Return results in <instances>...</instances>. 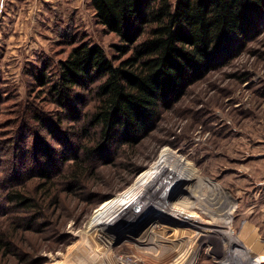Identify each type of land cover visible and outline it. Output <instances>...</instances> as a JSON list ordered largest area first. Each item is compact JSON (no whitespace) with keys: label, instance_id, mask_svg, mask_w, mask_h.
Masks as SVG:
<instances>
[{"label":"rangeland","instance_id":"obj_1","mask_svg":"<svg viewBox=\"0 0 264 264\" xmlns=\"http://www.w3.org/2000/svg\"><path fill=\"white\" fill-rule=\"evenodd\" d=\"M82 10L32 47L0 44V200L4 180L35 191L41 163L57 169L49 186L58 193L31 225L0 212V264H264V25L229 64L171 101L137 143L86 164L76 183L74 122L58 120L65 112L36 75L46 69L55 82L59 61L81 40L121 57L119 38ZM108 199L125 225L152 222L145 231L106 230L94 243L86 226ZM147 228L154 233L141 239Z\"/></svg>","mask_w":264,"mask_h":264},{"label":"trees","instance_id":"obj_2","mask_svg":"<svg viewBox=\"0 0 264 264\" xmlns=\"http://www.w3.org/2000/svg\"><path fill=\"white\" fill-rule=\"evenodd\" d=\"M90 5L97 23L119 38L118 61L100 45L81 40L59 61L55 82L49 83L46 69L36 75L65 112L58 120L74 122L69 149L76 150L70 158L76 183L86 164L111 148L137 143L171 101L229 64L264 25V0H90ZM33 118L50 124L42 114ZM40 169L43 181L35 191L4 180L0 212L16 215L9 219L26 218L31 225L55 202L58 193L49 185L57 169L43 163Z\"/></svg>","mask_w":264,"mask_h":264},{"label":"crops","instance_id":"obj_3","mask_svg":"<svg viewBox=\"0 0 264 264\" xmlns=\"http://www.w3.org/2000/svg\"><path fill=\"white\" fill-rule=\"evenodd\" d=\"M86 6L92 10L90 0H0V44L17 45L16 53L21 45L32 47L75 21Z\"/></svg>","mask_w":264,"mask_h":264},{"label":"bare ground","instance_id":"obj_4","mask_svg":"<svg viewBox=\"0 0 264 264\" xmlns=\"http://www.w3.org/2000/svg\"><path fill=\"white\" fill-rule=\"evenodd\" d=\"M114 208H116L115 207V201L113 199L112 200H109L108 199V200L104 201L101 204V207H99L92 214V218H91L92 221L90 223H88V225L86 226V229H88V230H86V232L87 233L89 232V239L90 240H93V241L95 240L94 243L96 242L97 238H100V239L101 238L102 239L104 238L105 233H106L105 232L106 230H114L115 232H117V229H120V228H123V227H126L127 226V225L124 224L123 218L121 217V215L119 213H116L115 210H114ZM148 222H152V221H148V220L142 219L138 224H135L134 226H127V228H125L124 230L126 232H128V233H132L133 230L135 232H138V230L141 229V228L143 229ZM128 227H130V228H128ZM147 227L152 228L153 226L151 224V226H147ZM146 231L147 232H144L145 234L141 233L142 231L140 232L142 234V236L140 238L141 239H144V240H149L150 238L148 237V235L151 236L154 232L149 231L148 228L146 229ZM158 237H159V235H158ZM155 239H157V237ZM108 245H110V244H108Z\"/></svg>","mask_w":264,"mask_h":264}]
</instances>
